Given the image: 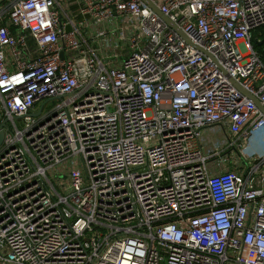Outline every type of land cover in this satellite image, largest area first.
<instances>
[{
  "label": "built area",
  "instance_id": "1",
  "mask_svg": "<svg viewBox=\"0 0 264 264\" xmlns=\"http://www.w3.org/2000/svg\"><path fill=\"white\" fill-rule=\"evenodd\" d=\"M153 1L0 0V264H264V0Z\"/></svg>",
  "mask_w": 264,
  "mask_h": 264
},
{
  "label": "water",
  "instance_id": "2",
  "mask_svg": "<svg viewBox=\"0 0 264 264\" xmlns=\"http://www.w3.org/2000/svg\"><path fill=\"white\" fill-rule=\"evenodd\" d=\"M143 1L146 5H148L155 13H157L168 25H170L171 27H173L174 29H176V31L189 43H191V40L189 38V36L173 21L170 20V18L168 16H166L165 14H163L159 7L157 6V4L153 1V0H141ZM67 31H70V27H67ZM197 49H199L200 51L204 52L207 56L211 57L214 61H216L215 57L207 52L204 48L200 47V46H195ZM226 73V72H225ZM227 74V73H226ZM231 81L234 83V85L240 89L244 94H246L247 96H249L250 98H252L255 103L257 104V106L259 108H261V110L264 113V107L261 105L259 99L256 96H253L251 94H249L248 91H246L242 85L236 81L234 78H230ZM7 120H4L1 122L0 124V146L2 145V143L4 142L5 139V130H4V126L6 125Z\"/></svg>",
  "mask_w": 264,
  "mask_h": 264
},
{
  "label": "rangeland",
  "instance_id": "3",
  "mask_svg": "<svg viewBox=\"0 0 264 264\" xmlns=\"http://www.w3.org/2000/svg\"><path fill=\"white\" fill-rule=\"evenodd\" d=\"M65 9L66 10H70L71 9V5H70V2L69 0H65ZM259 33L260 32H264V29H260L258 31ZM94 46H98V44H93ZM43 103H41L39 106H41ZM55 102L53 101H50V102H47L45 104V109H50L54 106ZM23 122L20 121V125H22ZM207 137L210 138V139H213L214 141H220L223 139V133L221 131H213V130H210L208 133H207ZM264 141V133L261 134L260 136L256 137L255 140H254V143L252 144V148H251V151L253 153H256V154H262L264 153V145L262 144V142ZM54 176H53V171H50L49 173V176L52 177L53 180H55V184L57 185L58 184V180L59 178H62L64 177L65 175V172L63 171L62 173H56L54 171ZM64 183H66V181H64Z\"/></svg>",
  "mask_w": 264,
  "mask_h": 264
},
{
  "label": "trees",
  "instance_id": "4",
  "mask_svg": "<svg viewBox=\"0 0 264 264\" xmlns=\"http://www.w3.org/2000/svg\"><path fill=\"white\" fill-rule=\"evenodd\" d=\"M253 45L264 59V33L255 35L253 38Z\"/></svg>",
  "mask_w": 264,
  "mask_h": 264
},
{
  "label": "crops",
  "instance_id": "5",
  "mask_svg": "<svg viewBox=\"0 0 264 264\" xmlns=\"http://www.w3.org/2000/svg\"><path fill=\"white\" fill-rule=\"evenodd\" d=\"M264 145V143H262Z\"/></svg>",
  "mask_w": 264,
  "mask_h": 264
}]
</instances>
